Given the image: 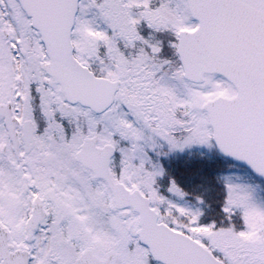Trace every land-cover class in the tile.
Here are the masks:
<instances>
[{
    "label": "snow or ice",
    "instance_id": "obj_1",
    "mask_svg": "<svg viewBox=\"0 0 264 264\" xmlns=\"http://www.w3.org/2000/svg\"><path fill=\"white\" fill-rule=\"evenodd\" d=\"M213 143L204 223L159 157ZM0 264H264V0H0Z\"/></svg>",
    "mask_w": 264,
    "mask_h": 264
},
{
    "label": "rangeland",
    "instance_id": "obj_2",
    "mask_svg": "<svg viewBox=\"0 0 264 264\" xmlns=\"http://www.w3.org/2000/svg\"><path fill=\"white\" fill-rule=\"evenodd\" d=\"M208 149L209 146L193 144L191 146L185 147L183 150L177 149L167 153V155H161L159 157L160 163H164L169 157H175V159L169 158L170 160H175L171 171H166L162 176L157 177V184L159 185V191L175 199L173 194L168 192V187L171 179H174L176 183L187 193V195L181 199L179 202L181 204L191 206L193 208L202 206L203 216H201V222L208 223L212 220L220 221L223 213L221 211V206L223 204L224 197V184L219 177L224 175L229 169L228 166L223 163H216V159L205 160L200 159L202 157H197V152L195 150H200V148ZM185 154L183 159L179 158V155ZM213 170V174L209 179L206 170ZM198 171L203 173L198 174ZM210 187V188H209ZM216 192V194H215ZM200 196L203 198V202L197 201L196 197ZM217 205L211 204L214 198L218 197ZM207 197V201H206ZM211 204V206H209Z\"/></svg>",
    "mask_w": 264,
    "mask_h": 264
},
{
    "label": "trees",
    "instance_id": "obj_3",
    "mask_svg": "<svg viewBox=\"0 0 264 264\" xmlns=\"http://www.w3.org/2000/svg\"><path fill=\"white\" fill-rule=\"evenodd\" d=\"M201 173H203V172L202 171H198V174H201ZM205 174H207V176L209 177V179L212 178V180H213L214 176L211 177V175L213 174V170H211V168L209 170H206L205 171ZM215 194H216V192H215Z\"/></svg>",
    "mask_w": 264,
    "mask_h": 264
},
{
    "label": "flooded vegetation",
    "instance_id": "obj_4",
    "mask_svg": "<svg viewBox=\"0 0 264 264\" xmlns=\"http://www.w3.org/2000/svg\"><path fill=\"white\" fill-rule=\"evenodd\" d=\"M169 158H171V157H169ZM162 166H163V168H168L169 167V163H162Z\"/></svg>",
    "mask_w": 264,
    "mask_h": 264
},
{
    "label": "water",
    "instance_id": "obj_5",
    "mask_svg": "<svg viewBox=\"0 0 264 264\" xmlns=\"http://www.w3.org/2000/svg\"><path fill=\"white\" fill-rule=\"evenodd\" d=\"M215 146H216L217 150H218L222 155L226 156L224 153L221 152V150L218 148L217 145H215ZM226 157H228V156H226ZM228 158L232 159L231 157H228Z\"/></svg>",
    "mask_w": 264,
    "mask_h": 264
}]
</instances>
